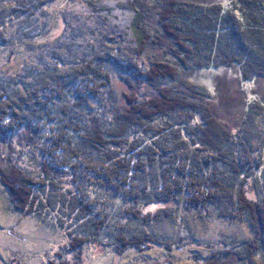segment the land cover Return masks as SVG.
Wrapping results in <instances>:
<instances>
[{
    "label": "trees",
    "instance_id": "trees-1",
    "mask_svg": "<svg viewBox=\"0 0 264 264\" xmlns=\"http://www.w3.org/2000/svg\"><path fill=\"white\" fill-rule=\"evenodd\" d=\"M53 1L0 0V49L29 37L13 30ZM149 9H132V56L103 45L82 64L66 68L55 60L15 76L12 91L0 88V138L25 130L19 137L40 147L39 163L27 170L13 153L0 152V185L14 213L64 233L60 261L48 264H78L91 247L117 256L179 247L148 231L130 236L120 222H176L180 201L198 218L213 206L220 217L246 224L251 235L230 253L235 263L264 256V196L247 195L249 183L260 182L262 154L245 145L241 127L220 125L208 105L217 94L193 81L219 69H228L238 88L264 79V0L224 7L166 0ZM257 100L246 99V110H264ZM109 194L130 202L118 218L107 212ZM151 205L160 208L145 212ZM107 227L120 232L103 243Z\"/></svg>",
    "mask_w": 264,
    "mask_h": 264
},
{
    "label": "rangeland",
    "instance_id": "rangeland-1",
    "mask_svg": "<svg viewBox=\"0 0 264 264\" xmlns=\"http://www.w3.org/2000/svg\"><path fill=\"white\" fill-rule=\"evenodd\" d=\"M164 1L54 0L45 11L41 9L37 12L29 27L24 29L18 25L17 30H13L29 37L22 39L18 36L19 44L0 49V88L12 91L11 84L15 76L32 67L51 65L55 60H59L66 68L82 64L99 52L103 45L113 48L108 50L110 52L115 49L122 56H132L135 48L130 27L133 7L144 8L146 14L151 13L152 9L148 8ZM194 1L206 5L216 3L223 7L228 4V0ZM132 3L134 6H131ZM144 21L153 22L148 16ZM152 51L154 53L155 49ZM229 72L228 69L202 70L194 75L193 81L204 86L211 94H217L208 105L217 113L220 125H228L230 131L241 127L245 132V145L248 144L253 150L258 148L264 165V110L255 106L246 110L245 103L246 99L249 103L259 99L261 102L257 101L264 104V79L238 88L233 74ZM9 94L11 96L12 93ZM23 133L25 130L12 134L6 140L0 138V152L4 155L8 151L13 153L14 162L27 170L39 163L36 159L39 160L40 147L29 139L19 137ZM259 181L252 185L249 183V198L264 196V167ZM100 193L95 191V194ZM109 198L111 204L107 212L118 218L130 202L116 195L109 194ZM175 207L176 213L179 212L176 222L141 226L137 222L125 220L120 225L127 228L130 236L148 231L153 237L174 242L179 247L172 246L167 251L156 246L144 253L129 249L120 256L115 255L112 249L91 247L85 249L78 264H264L262 254L249 262L233 261L237 257L230 253L234 255L236 249L246 243L251 235L246 224L238 218L224 219L213 206L208 207L201 218L187 212L182 201ZM159 208L158 205H151L145 212H155ZM115 227H119V224H115ZM119 230L107 227L103 232V243ZM65 243L64 233L52 223H42L35 217L14 213L0 185V264H48L51 259L58 262V254L63 253L61 249ZM64 259L70 263L76 260L74 255L69 254H65Z\"/></svg>",
    "mask_w": 264,
    "mask_h": 264
}]
</instances>
